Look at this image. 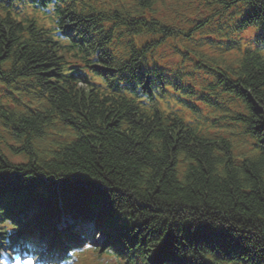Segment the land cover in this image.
I'll list each match as a JSON object with an SVG mask.
<instances>
[{
	"label": "trees",
	"instance_id": "obj_1",
	"mask_svg": "<svg viewBox=\"0 0 264 264\" xmlns=\"http://www.w3.org/2000/svg\"><path fill=\"white\" fill-rule=\"evenodd\" d=\"M16 1H0V84L27 86L31 101L0 114L21 144L14 154L26 159L12 163L0 149V228L22 229L37 257L54 246L62 262L90 245V232L64 236L74 217L87 214L113 220L102 244L110 252L129 250L112 231L122 230V240L132 228L138 235L126 243L136 237L131 246L146 264L163 246L168 253L157 264H264V55L246 53L218 79L247 112L234 119L258 142L259 156L239 161L226 140L208 138L211 122L200 127L197 102L185 103L193 111L188 124L159 111L175 78L156 55L183 32L143 11L154 0L101 11L79 0H19L46 15L49 27L19 18ZM236 1L250 8L244 27L258 26L264 45V0ZM57 123L74 135L41 149ZM0 236L7 242L8 232Z\"/></svg>",
	"mask_w": 264,
	"mask_h": 264
},
{
	"label": "rangeland",
	"instance_id": "obj_2",
	"mask_svg": "<svg viewBox=\"0 0 264 264\" xmlns=\"http://www.w3.org/2000/svg\"><path fill=\"white\" fill-rule=\"evenodd\" d=\"M132 0H94L93 4L100 8H115L122 5L130 6ZM156 4L154 10L157 12L158 18L162 20H171L178 26L188 27L191 24L197 10L205 6V0H155ZM203 5V6H202ZM185 50V43L172 42L169 46L158 53L157 57L168 64L169 67L177 68L181 61V52ZM51 146V142L46 143ZM0 146L9 153L10 157L16 161H23L22 156L15 155L16 146L8 135V131L0 127ZM169 246V245H168Z\"/></svg>",
	"mask_w": 264,
	"mask_h": 264
},
{
	"label": "snow or ice",
	"instance_id": "obj_3",
	"mask_svg": "<svg viewBox=\"0 0 264 264\" xmlns=\"http://www.w3.org/2000/svg\"><path fill=\"white\" fill-rule=\"evenodd\" d=\"M245 20H240L244 24ZM3 206L0 205V212ZM2 218V217H0ZM111 218L94 217L90 215H80L74 217L70 231L64 233L68 240L74 239L82 232H91L93 235L99 234L98 239L103 240L107 231L113 227ZM0 232H8L7 244L5 245L4 237L0 236V264H59V257L55 255V247L50 246L53 253L51 260L45 259L43 262L40 258L35 257L34 253L29 251L30 245H27L21 231H12L11 229L0 228Z\"/></svg>",
	"mask_w": 264,
	"mask_h": 264
},
{
	"label": "bare ground",
	"instance_id": "obj_4",
	"mask_svg": "<svg viewBox=\"0 0 264 264\" xmlns=\"http://www.w3.org/2000/svg\"><path fill=\"white\" fill-rule=\"evenodd\" d=\"M109 237H110L112 240L119 241V242H118V243H119L118 245L121 246V242H122V241H121V238H119V236H117L116 239H114V238H115L114 236H109ZM123 238H125V236H124ZM123 238H122V239H123ZM100 242H101L102 244H105V241H103V240H100Z\"/></svg>",
	"mask_w": 264,
	"mask_h": 264
}]
</instances>
